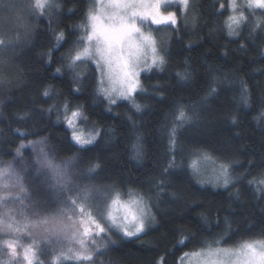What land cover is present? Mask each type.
Wrapping results in <instances>:
<instances>
[{
  "label": "trees",
  "instance_id": "obj_1",
  "mask_svg": "<svg viewBox=\"0 0 264 264\" xmlns=\"http://www.w3.org/2000/svg\"><path fill=\"white\" fill-rule=\"evenodd\" d=\"M220 2L190 0L187 12L172 6L170 9L177 12V26L154 28L157 45L167 63L163 72L153 70L141 75L143 85L148 89L146 94L137 96L139 103L147 105L143 113H135L127 101L113 106V113L107 112L103 97L96 94L94 65L79 68L82 75L88 76L79 93L72 91L70 72L65 70L61 77L52 75L61 56L68 53L79 38L80 29L76 26L85 20L92 0H60L62 10L45 16L29 15L31 4L26 1L20 5L22 10L16 9V13L15 10L9 13L0 10V39L4 40V45L0 46V164H11L16 175L24 177L26 188H30L34 180L31 162L36 153L26 150L22 157H16V147L32 140H45L54 162L79 156L81 161L77 167L83 169L89 162L99 160L101 168L94 180L96 183L115 187L124 194L147 192L152 187L150 182L163 174L168 163L167 126L174 119L176 108L184 105L191 109L195 105L201 111V126L188 127L180 135V148L176 154L177 164L181 166L179 179L169 177L160 208L153 209L157 212L156 226L140 239L118 240L104 250L105 254L98 256L94 264H156L160 256L165 257L166 264H180L184 253L199 249L225 231L222 223L210 230L202 226L200 214L207 213L215 224L217 210L223 220L224 210L230 207L236 214L230 217L231 232L222 241V246L264 238V200L253 199V190L248 185L249 180L258 179L264 173L260 167L264 160V118L260 116L259 100L264 93V56L260 55L264 32L257 29L259 35L253 34L255 44L249 40V27L264 20V15L262 10H256V15L242 25L241 36L233 39L227 35L225 27L229 13L225 10L221 14ZM68 9H73V14L70 15ZM18 15L24 17L22 22L28 23L27 28H20ZM57 31H64L67 40L55 51L53 63L48 66L42 54L53 46ZM246 41V53L236 51L240 43ZM189 44H192L191 48ZM225 50L227 56L222 55ZM186 68L193 72L190 86H183L177 77V73ZM210 68L227 74L235 83L222 85L218 95L202 106L200 101L211 80ZM239 81L246 82L252 92L250 108L240 104ZM157 84L161 85L163 100L159 99V93L152 91ZM48 85L59 95L43 97L41 92ZM65 99L71 105H82L89 117L88 124L95 123L102 129L97 146L87 154L76 150L70 130L56 123L54 114L37 115L53 103L62 104ZM29 110L33 113L32 118L21 121L19 117ZM233 115L238 118L235 125L231 123ZM128 116L133 117L139 133L133 129V121H129ZM17 128L27 137L14 135ZM137 134L143 136L146 152L140 165L130 158L131 144ZM198 153L234 161L235 174H246V179L237 185L242 192L239 204L229 199L228 191L210 186L200 189L196 185L190 165ZM250 161L254 162L251 168ZM173 191L178 197L175 201L169 195ZM181 231L195 237L186 246L176 244Z\"/></svg>",
  "mask_w": 264,
  "mask_h": 264
},
{
  "label": "snow or ice",
  "instance_id": "obj_2",
  "mask_svg": "<svg viewBox=\"0 0 264 264\" xmlns=\"http://www.w3.org/2000/svg\"><path fill=\"white\" fill-rule=\"evenodd\" d=\"M174 3H178L183 12H187L190 0H92L85 13V20L77 25L80 29L79 38L73 42L69 52L60 58V64L52 73L53 77H61L65 70L70 72L72 79V91L79 93L88 80L87 74H81L79 68L89 64L94 65L96 94L103 97L107 107L106 111L113 113V106L120 101H127L135 113H143L147 105L138 102L139 94H146L148 89L141 80L142 73H152L153 70L163 72L167 59L162 49L157 45V39L152 31H145V25L171 26L175 28L178 23L177 12L170 10ZM221 14L225 10L228 16L225 21L227 35L238 39L241 36L242 25H246L251 16L256 15V10H262L264 15V0H221L218 5ZM17 5L13 0H0V10L5 13L16 10ZM62 10L60 0H32L29 15L45 16L50 12ZM73 14V9H68ZM24 19L17 16V21ZM24 28L23 24L19 25ZM264 32V20L249 27V40L255 44L257 32ZM19 34V32L17 33ZM25 34H27L25 32ZM69 33L68 35H72ZM64 31L54 32V44L42 54L46 65L53 63L54 53L66 42ZM240 43L238 52L246 53V44ZM4 40L0 39V46ZM189 48L192 44L188 45ZM222 55L227 56L225 50ZM261 56H264V39L261 40ZM187 63V62H186ZM211 80L202 97L200 104L206 106L216 97L222 85L235 83L227 74L217 73L209 69ZM178 80L183 86H190L193 81V72L185 69L177 73ZM240 104L245 108L252 105V92L248 84L239 81ZM153 93H159V99L163 100L161 85L157 84L152 89ZM41 95L51 98L59 95L51 85L43 88ZM261 112L264 118V93L259 97ZM46 102V101H45ZM55 115L56 123L63 124L70 130V138L78 152L87 154L97 146V141L102 135V129L95 123L86 127L89 117L82 105H71L65 99L62 104H51L47 109L41 110L37 115ZM31 110L24 112L19 119L27 121L32 118ZM133 121L132 116L127 117ZM238 118L233 115L232 124H237ZM133 129L139 133L133 121ZM201 126V111L197 106L190 108L180 105L176 108L174 119L167 126V151L169 159L163 168V174L151 181L152 187L147 192L126 193L127 199H123L115 187H98L92 183L99 175L101 168L99 160L89 162L83 169H78L81 157L74 156L67 161L56 164L46 149V141H30L27 145L20 143L16 147L15 156L22 157L25 148H31L35 157L31 162L35 177L30 188H25L23 177L13 173V166H0V188L11 187L13 177L17 181V187L24 195L13 196L10 192L0 194V207H7L8 203H20L24 205L19 210L23 221L18 220L11 209L0 212V232L6 236L0 237V254L7 259L0 258V264H43L38 253L39 245L33 240L23 244L17 236L11 233L21 231L30 234L31 229H40L47 237L48 243H61L67 241L68 247L59 254L53 255V264H62V261H75L76 264H94L98 256L105 254L101 249H108L121 238L140 239L154 228L158 223L157 212L162 197L168 187L169 177L179 179L180 165L177 164L176 154L180 148V135L188 127ZM111 131V130H109ZM14 135L26 138L27 134L17 128ZM130 158L137 165L142 164L146 158L144 139L141 134L133 138ZM205 159L213 161L212 175L202 178V174L196 164L190 165L193 169L192 177L200 189L208 186L213 189H223L229 192V199L239 204L242 196L241 189L237 185L246 179L245 175H236L235 163L231 160L214 159L204 154ZM22 162V161H20ZM254 162H249V168ZM260 167L264 169V160ZM253 190V199L264 200V173L260 178L248 181ZM255 186V187H253ZM234 189V191H233ZM258 193V195H257ZM170 198L177 200V193L171 192ZM31 203V213L28 204ZM95 203V208L93 207ZM226 215L220 219V210H217L215 224L209 219L207 213L200 214L202 226L207 229L225 226L224 233L214 238L211 242H205L199 249L186 252L180 259V264L186 260L195 259L196 264H264V238L249 239L239 242L235 246H222V241L231 232V216L235 210L231 207L224 210ZM264 211V210H262ZM99 238V242H97ZM195 237H189L182 231L176 241L178 246H186ZM78 246V247H77ZM156 264H166L164 256L156 260Z\"/></svg>",
  "mask_w": 264,
  "mask_h": 264
},
{
  "label": "rangeland",
  "instance_id": "obj_3",
  "mask_svg": "<svg viewBox=\"0 0 264 264\" xmlns=\"http://www.w3.org/2000/svg\"><path fill=\"white\" fill-rule=\"evenodd\" d=\"M25 1L27 2V4L32 3V0H13V2L17 5V8H16L17 10H22L21 7L23 6V3H25ZM241 1H243V0H239L240 3H241ZM20 5H22V6H20ZM24 6H26V5H24ZM172 6L180 9V6L178 3H174ZM17 10H15V13L17 12ZM20 24L24 25L23 29L28 27V23L20 21ZM14 28H16V27H14ZM154 28H156V25H150V26L145 25L144 30L145 31H152V34L155 37ZM86 127H91V125L87 124ZM32 141L34 142L37 140H32ZM29 142L30 141L25 142L24 144L27 145ZM26 150H31L33 152V150L31 148H25L23 150V152ZM208 156H210V155H208ZM55 163L60 164V162H55ZM193 164H196V166L199 168V170L202 174V178H207L213 174L212 173L213 161L210 159H205L204 153H198L197 155H195L192 162H191V165H193ZM0 166H2V165L0 164ZM28 169H30V168L27 167V170ZM192 172H193V169H192ZM13 173H14V177H15L16 173L14 171H13ZM14 177L10 182L11 187L8 189L0 188V194H4L5 192H10L13 196L24 195V193L20 192L19 187H17V181L15 180ZM21 177H23V176H21ZM34 177H35V174H34ZM24 181L25 180L23 177L22 183L25 186ZM2 183H3V180H0V184H2ZM92 183L96 184L98 187H108V186L100 185V184L96 183L95 181H93ZM109 187H112V186H109ZM261 187H264V185H261ZM25 188H26V186H25ZM115 189H116V191H118L120 193V195L123 199H127L126 194H124L122 191L118 190L117 188H115ZM133 194H135V193L133 192ZM25 204L29 205L28 211H27V213H25L27 215V214L31 213V203L28 200H25ZM23 207H24V205H22L18 202L17 203H8L7 207H0V212H4V211H7L8 209H11L13 214L16 215L17 219L23 221V216H21L19 214V210ZM93 207L95 208L94 202H93ZM11 235L19 237L21 240V243H23V244H26V243H29V242L35 240L39 245L38 255H39L41 261L43 262V264H53V259H52L53 255L59 254L62 250H66V248L69 246L67 241H63L61 243H55V244L46 242L47 241L46 235L38 228L31 229L30 234L21 231L19 233H11ZM0 237L6 238V236L3 232H0ZM121 239H125V238H121ZM97 242H99V238H97ZM111 245H113V244H111ZM111 245H109V247ZM233 246H235V245H233ZM227 247H229V246H227ZM104 250H106V249H101V251H104ZM0 258L7 259V256L4 254H0ZM62 264H76V262L75 261H62ZM185 264H196V262H195V259L193 258L190 261L186 260Z\"/></svg>",
  "mask_w": 264,
  "mask_h": 264
}]
</instances>
